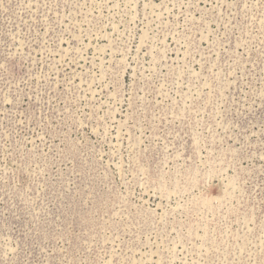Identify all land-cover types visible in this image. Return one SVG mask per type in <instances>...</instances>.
<instances>
[{
    "label": "rangeland",
    "instance_id": "obj_1",
    "mask_svg": "<svg viewBox=\"0 0 264 264\" xmlns=\"http://www.w3.org/2000/svg\"><path fill=\"white\" fill-rule=\"evenodd\" d=\"M0 264H264V0H0Z\"/></svg>",
    "mask_w": 264,
    "mask_h": 264
}]
</instances>
